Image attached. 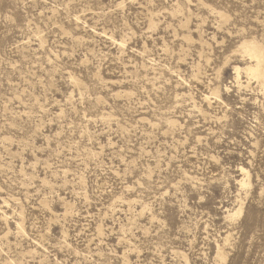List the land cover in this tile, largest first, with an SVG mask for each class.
Listing matches in <instances>:
<instances>
[{"label":"rangeland","instance_id":"374dc122","mask_svg":"<svg viewBox=\"0 0 264 264\" xmlns=\"http://www.w3.org/2000/svg\"><path fill=\"white\" fill-rule=\"evenodd\" d=\"M249 47L264 0H0V264H264Z\"/></svg>","mask_w":264,"mask_h":264},{"label":"bare ground","instance_id":"6f19581e","mask_svg":"<svg viewBox=\"0 0 264 264\" xmlns=\"http://www.w3.org/2000/svg\"><path fill=\"white\" fill-rule=\"evenodd\" d=\"M248 55L250 56L251 62L247 67L245 68V71L247 75L250 77V79H257V80H264V70H263V59H262V51L259 48H252L249 47L246 49ZM236 72L238 74V79H239V74L241 72V69L239 67H236ZM239 83V80L237 81ZM241 173L244 178L242 180V185H245V178L248 177V173L246 172L245 169L241 168Z\"/></svg>","mask_w":264,"mask_h":264}]
</instances>
